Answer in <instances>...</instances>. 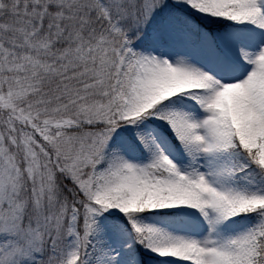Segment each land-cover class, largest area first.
I'll list each match as a JSON object with an SVG mask.
<instances>
[{"label": "snow or ice", "instance_id": "snow-or-ice-1", "mask_svg": "<svg viewBox=\"0 0 264 264\" xmlns=\"http://www.w3.org/2000/svg\"><path fill=\"white\" fill-rule=\"evenodd\" d=\"M0 264H264V0H0Z\"/></svg>", "mask_w": 264, "mask_h": 264}]
</instances>
